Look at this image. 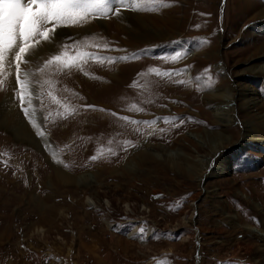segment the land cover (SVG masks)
<instances>
[{
    "label": "rangeland",
    "instance_id": "1",
    "mask_svg": "<svg viewBox=\"0 0 264 264\" xmlns=\"http://www.w3.org/2000/svg\"><path fill=\"white\" fill-rule=\"evenodd\" d=\"M260 3L137 0L141 10L133 12L149 24L145 29H161L154 23L169 14L176 22L166 40L151 36L148 43L116 30V16L57 29L106 23L97 36H65L69 47L44 58L66 52L130 59L82 58L79 67L54 64L31 78L39 81L33 100L50 149L39 134L30 138L0 122V264H264V238L256 233L264 231V143L242 145V122L251 115L264 120L255 116L264 113V78L239 72L260 95L259 109L246 114L234 98L227 124L214 114L219 99L211 92L230 84L229 73L251 59L249 47L264 40L263 18L252 19ZM5 65L0 100L11 92L24 115L12 99L14 65ZM172 69L183 74H155ZM166 116L184 122L165 123ZM224 129L228 138L221 141L215 133ZM255 131L264 138L261 125ZM221 146L228 170L218 175L209 160ZM54 161L74 181L61 180Z\"/></svg>",
    "mask_w": 264,
    "mask_h": 264
},
{
    "label": "snow or ice",
    "instance_id": "2",
    "mask_svg": "<svg viewBox=\"0 0 264 264\" xmlns=\"http://www.w3.org/2000/svg\"><path fill=\"white\" fill-rule=\"evenodd\" d=\"M153 2V0H150ZM137 0H0V75L5 71V64L11 69L14 65L15 79L12 88L13 100L19 101V106L26 116L30 115L29 108L32 100L38 95L35 91L39 81L34 78L43 73L52 65L63 68L79 67V61L83 58L94 60L127 61L129 56L116 58L100 57L92 53H79L75 57H67L66 52L54 53L48 59H42L40 66L31 71H23L22 64H28L27 57L36 52L43 43H52L57 37V29L64 27H81L91 19H106L111 16L119 17L122 10L140 11L135 5ZM199 27V25H197ZM68 41H74L73 37H67ZM62 47L67 48V42H62ZM107 47V46H105ZM11 57V59H9ZM131 59H138L133 54ZM173 62L176 57H172ZM158 76L182 75L180 69H172L166 72L156 71ZM87 75V73H85ZM3 81L0 80V84ZM183 84L184 81H178ZM175 102V101H174ZM95 110V106H87ZM103 111V109H101ZM115 115V114H114ZM129 121V117H120ZM191 119V118H189ZM165 123H175L177 120L183 123V118L176 116L163 117ZM132 123L154 124L155 121H131ZM43 136L44 133H38ZM95 160L96 157H90ZM145 229L140 228L141 235Z\"/></svg>",
    "mask_w": 264,
    "mask_h": 264
},
{
    "label": "bare ground",
    "instance_id": "3",
    "mask_svg": "<svg viewBox=\"0 0 264 264\" xmlns=\"http://www.w3.org/2000/svg\"><path fill=\"white\" fill-rule=\"evenodd\" d=\"M254 10H255V12H254ZM254 10H253L254 15H252L253 16L252 19L259 18V20H261V18H263V24H264V4L260 3L257 7H255ZM140 17H141L140 15H138L137 13H135L133 11L132 12L123 11L121 16L116 17L115 19L113 18L114 19L113 26H115L116 30H118V31H122L124 33H129L131 36L134 35L135 37H137V39L148 43V41L151 40V36L158 39L159 41L166 40V37L169 33L168 32L169 29L174 28L176 25V22L172 18L171 14H169L168 16H166L168 18L165 19L162 23H154V25L156 24L159 27L161 26L162 27L161 29H152L151 28L149 30L148 28L147 29L144 28V27H148L147 25H149V24H144V21L141 20ZM104 24H106V23L105 22H99L97 24L99 26H97L95 23L96 27L94 29L91 27L90 28L86 27V28H81V29L77 28V30H71V31L65 30V29L64 30L59 29L57 31V37L54 39V41L52 43H43L36 50L35 53L29 55L27 58L30 62L31 61H33V62L41 61L42 62L41 59H43L44 56L47 55V54H44V52L45 51L57 52L59 50V48L61 47V44L64 41L65 36L73 34L75 36L74 40H76V38L78 36L81 37V35L84 34L83 32H86L89 35H90V33L95 32V35H96V34H99V33L104 31ZM163 27H165L166 30H163ZM249 48H250L249 50L251 52V54L249 56L251 59L246 60V62H244V66L242 67V69L240 71L236 70V71H233L230 73L228 72L230 84H227L226 86L219 87V88L211 91L213 93V99H219L218 103L216 105H213V112L215 115L223 117L222 119L220 118L219 120H221V122H224L226 124L229 121H231L232 118L234 117V115L231 112L234 109L229 107V105H230L229 101L233 100L234 98L239 100L240 101L239 105L244 109V111L246 110L247 111L246 114H248L251 112V109L253 107H257V102L260 99V95H258L255 92V90L252 88L253 86H251L250 83L247 84V82L242 80L243 77L239 76L240 75L239 72L244 71V70H248L251 73L252 72L257 73L260 75V77L263 76V78H264V40H262L259 45L255 44L253 46H250ZM44 59H47V57H45ZM24 65H26V64H24ZM32 68L33 69L36 68V65L34 64L32 66ZM25 71H27V70H25ZM231 80H232V82H231ZM86 83H87V85L93 84L92 82H89V83L86 82ZM231 83H232V85H231ZM106 88H107L106 86L103 87L102 91L106 90ZM10 95H11V92L4 95L0 100V122L3 121L7 127H10L12 129L17 128L16 131L18 130V132H21L24 136L27 135L30 138L32 136H35L36 134H38L40 132H43L44 135L40 136V138H42L41 141H45V143L47 144V145L45 144V146L48 147V142L50 139L47 137L45 130H43L42 120L39 118V114H38V110H37V106H36V101L32 100L31 105L26 103V106L29 108L30 115L26 116L24 118L23 116H25V114L22 115L19 112L17 105L14 104L13 102H11V96ZM93 104L101 105V106H104L106 108H110L109 106L102 105L101 103H93ZM223 105L225 106V108L221 109V106H223ZM257 109H259V107H257ZM229 112H231V113H229ZM252 114L255 115L254 113H252ZM255 116H257V117L260 116L259 119L260 118L264 119V113L263 114L258 113ZM101 118L103 120L106 117H104V118L101 117ZM257 119L258 118H254L251 115V117L248 116V119H245L242 122L244 124L243 125L244 126L243 137L245 139L244 144H242V145H246V144L256 145L258 143H264V138L259 136L258 135L259 133L257 134V132L255 131L256 128L260 127V125L264 129V120L258 121ZM204 131H206V130H204ZM226 133H225V129H224L222 131H218L215 134H218L217 136L220 138V140L224 141V140H227V138H228V134H226ZM17 138H20V137H17ZM254 143H256V144H254ZM240 145H237V146H240ZM48 149H50V148L48 147ZM224 149H225V146H221L219 148L215 147V149L212 150V157H210L211 159L209 158L210 159L209 160L210 165H212L211 166L212 168H210L209 170H211V172H214L215 174H218V175L222 174L226 170H228L227 169L228 160L222 158L221 156L219 157V154H218L220 150H224ZM233 152L234 151H232V153ZM216 154H217V156H215ZM50 155H52L53 158L58 159V156L56 154L51 153ZM52 160H54V159H52ZM187 160L185 159L184 161H182L183 164H189L190 161H187ZM173 161L174 160H171L168 158V162L173 163ZM54 167H55L56 174H58V176L62 177L61 180L66 181V183H67V181H74V179H72V177H70L71 175H68L67 172L65 171V169L61 168V166L58 164V162L55 163V161H54ZM190 168H192L194 170V172H197V171L200 172L202 169V165H199L196 162L191 161ZM205 168H208V164L205 165ZM88 201L90 203H93L92 200H90V199H88ZM256 233L261 235L262 238H264V231L263 230H256ZM131 234H133V233H131Z\"/></svg>",
    "mask_w": 264,
    "mask_h": 264
},
{
    "label": "water",
    "instance_id": "4",
    "mask_svg": "<svg viewBox=\"0 0 264 264\" xmlns=\"http://www.w3.org/2000/svg\"><path fill=\"white\" fill-rule=\"evenodd\" d=\"M235 151L240 152V148H237V147H236V150H235Z\"/></svg>",
    "mask_w": 264,
    "mask_h": 264
}]
</instances>
